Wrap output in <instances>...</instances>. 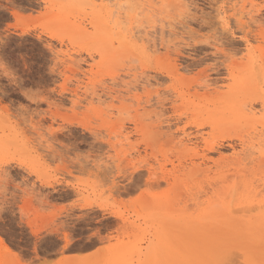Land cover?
Here are the masks:
<instances>
[{
    "label": "rangeland",
    "instance_id": "1",
    "mask_svg": "<svg viewBox=\"0 0 264 264\" xmlns=\"http://www.w3.org/2000/svg\"><path fill=\"white\" fill-rule=\"evenodd\" d=\"M127 1L0 0V65L16 76H0V153L46 173L77 134L87 135L84 125L106 134L127 161L107 192L85 177L68 188L62 176L55 191L37 180L40 195L28 199L15 185L31 174L14 167L0 188V264H19L25 252L45 264H182L210 262L221 249L237 264H260L264 210L234 211L264 207V44L249 51L238 41L237 57L210 74L195 70L185 46L201 19L222 11L258 22L261 10L252 15L251 5L260 0H130L139 9L156 2L148 16ZM129 11L147 25L137 30L145 52L122 38L118 20ZM42 85L56 92L40 95ZM77 167L66 161L59 171L75 179ZM69 193L84 205L111 202L118 218H109L102 241L63 246Z\"/></svg>",
    "mask_w": 264,
    "mask_h": 264
},
{
    "label": "snow or ice",
    "instance_id": "2",
    "mask_svg": "<svg viewBox=\"0 0 264 264\" xmlns=\"http://www.w3.org/2000/svg\"><path fill=\"white\" fill-rule=\"evenodd\" d=\"M126 7L131 10L135 5L129 4ZM219 7L226 8L228 6L221 4ZM245 7H248V5H245ZM257 7L261 10L258 22L251 19L250 16L241 17L239 13L229 18L227 13L223 11L218 16L204 17L199 21L197 28L192 30V36L185 42L186 47L194 49L189 55L196 56L199 61L195 65V70L210 74L217 67H224L229 64L238 55L237 49L240 47L238 41L243 40L249 51L258 40L261 44H264V0H260L259 5H251L252 15H255ZM119 23L124 30V39L127 40L128 45L133 50L145 52V49L140 47L137 37V30L147 27V25L141 24V18L129 11L126 16L119 18ZM244 33H250L247 40H245ZM0 39L4 38L0 37ZM47 46V42H45V47ZM247 54L248 52H245V55ZM43 55L46 58L48 56L47 53H43ZM45 67L47 68V66ZM56 70L55 64L48 69L51 72H56ZM191 74L190 72L189 75ZM0 76H5L10 81L16 79L14 73L8 71L5 65H0ZM49 91L55 93L56 88L47 89L42 85L39 89L40 95H47ZM23 95L29 100H33L34 94L31 90L25 89ZM38 99L39 97H36L33 102ZM53 102L54 97H49L46 100V103ZM80 127L87 135L80 137L77 134L76 139L70 141L65 148L61 149L62 155L52 161L51 169L46 173L35 172L29 167V163L24 158H14L0 153V188L10 182L9 173L12 172V169L19 167L24 172L31 174V179L26 184L21 181L20 184L15 185V188L18 189L17 195L24 199L40 195L36 192L37 180L40 183L47 184L50 189L55 191V183H64L61 179L62 176L70 177L67 184L68 188H75L80 183V177H85L89 182L103 188L106 192L113 189L114 185L119 183L118 178L125 175L123 166L127 164V161L117 159L116 149L109 143L106 134L96 132L91 126L80 125ZM102 136L103 139H101ZM66 161L68 163L74 162L80 166L74 169L75 179H71V173L59 171L60 166ZM140 166L138 161L130 165L131 168ZM53 176L56 177V180L50 182ZM61 191L63 190L61 189ZM40 198L44 199L43 196H40ZM65 199L68 202L65 205L68 210L62 216L61 223L63 227L60 229V240L63 241V246L67 247L73 241L78 238L83 239L85 236L94 238V241H102L107 229L112 227V221L109 218L117 217L111 202L101 201L90 206L84 205L73 199L71 193ZM2 207H5V205H0V208ZM72 209L77 210L73 211ZM93 246H95V242ZM19 264H45V262L36 261L34 257L28 258V253L25 252ZM149 264H159V262H149ZM182 264H237V261L229 257L227 251L222 249L213 261L188 260L183 261ZM249 264H255V262H249ZM260 264H264V261H261Z\"/></svg>",
    "mask_w": 264,
    "mask_h": 264
},
{
    "label": "bare ground",
    "instance_id": "3",
    "mask_svg": "<svg viewBox=\"0 0 264 264\" xmlns=\"http://www.w3.org/2000/svg\"><path fill=\"white\" fill-rule=\"evenodd\" d=\"M97 1V0H96ZM114 2V1H117V0H102V2L103 3H108V2ZM119 1V0H118ZM122 1V0H121ZM130 1V0H129ZM129 1H127V2H129ZM157 1V0H156ZM160 1H162V0H160ZM159 1V2H160ZM243 1V0H242ZM124 2V1H123ZM132 1H130V3H131ZM135 2L137 3V1L135 0ZM134 2V0H133V3H135ZM183 2H185V0H183ZM118 3V2H117ZM133 3H131L132 5H134ZM135 3V5L137 6V4ZM146 3V2H145ZM155 3V4H154ZM120 4V3H119ZM119 4H117V6L119 5ZM122 4V3H121ZM120 4V5H121ZM157 3L156 2H153V4L151 3V4H149V6H141V4L139 5L140 6V9H141V13H143V14H146L145 16H148V14H151V13H154L155 12V8L157 7H155V5H156ZM109 5H110V3H109ZM114 5V4H113ZM116 5V4H115ZM245 6V5H244ZM112 7V6H111ZM115 8H116V6H115ZM120 8H121V6H120ZM119 8V9H120ZM135 8V7H134ZM137 8V7H136ZM135 8V9H136ZM245 8V7H244ZM118 9V8H117ZM123 9V8H122ZM121 9V10H122ZM135 9H132V10H135ZM140 9H139V7L137 8V10L138 11H140ZM114 10H116V9H114ZM111 12V11H110ZM114 12V11H113ZM120 13V12H119ZM118 13V14H119ZM110 14V13H109ZM115 14V13H114ZM122 13H120V15H121ZM125 14V13H124ZM108 15V14H107ZM111 15V14H110ZM119 15V16H120ZM115 16V15H114ZM152 17H154V16H152ZM113 18V13H112V15H111V17H109V19H112ZM116 18H117V16H116ZM142 18V17H141ZM151 17H146V19H150ZM114 19V18H113ZM108 20V19H107ZM106 21V20H105ZM109 21V20H108ZM106 21L105 23H103L102 24V30H101V33H102V36H104L105 38H109L110 37V34H111V32H110V30H109V22H111V21ZM119 21V20H118ZM150 21H151V19H150ZM113 22V21H112ZM149 22V21H148ZM117 25V24H116ZM116 25H115V28H116ZM85 27V26H84ZM121 27V26H120ZM118 28V27H117ZM116 28V29H117ZM120 29V28H119ZM88 30V29H87ZM87 30L86 29H84V32H87ZM116 31V30H115ZM120 32V31H119ZM87 34V33H86ZM178 36V35H177ZM122 38H123V40H126V39H124V32L122 33ZM54 136H55V134H54ZM135 180V179H134ZM246 208H244V209H240V210H235L234 212L236 213V212H238V211H247L248 213H252V212H254V211H257V210H264V207L263 206H259V207H255V206H250V207H247V210H245ZM234 210V209H233ZM230 211V210H229ZM234 212H232L233 214H235ZM231 215V214H230ZM231 216H233V215H231ZM226 217V216H225ZM1 239V238H0ZM219 241V240H218ZM0 243H2V241L0 242ZM234 248V247H233ZM8 250V249H7ZM222 250V249H221ZM219 252V251H218ZM218 252L216 253V255H215V258H213V260H215L216 258H217V254H218ZM234 253V252H233ZM234 255V254H233ZM237 256V255H236ZM235 256V257H236ZM242 256V255H241ZM232 257H234V256H232ZM231 257V258H232ZM238 257H239V254H238ZM237 258V257H236ZM241 258V257H240ZM235 259V258H234ZM189 259H187V261H188ZM212 260V261H213Z\"/></svg>",
    "mask_w": 264,
    "mask_h": 264
}]
</instances>
